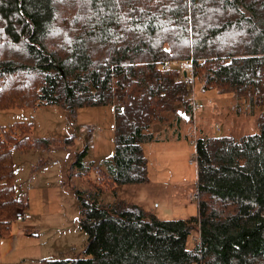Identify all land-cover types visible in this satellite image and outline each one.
Here are the masks:
<instances>
[{
	"label": "trees",
	"instance_id": "obj_1",
	"mask_svg": "<svg viewBox=\"0 0 264 264\" xmlns=\"http://www.w3.org/2000/svg\"><path fill=\"white\" fill-rule=\"evenodd\" d=\"M175 59H192L203 91L232 93L262 111L255 133L200 131L198 211L166 219L101 195L147 182L142 143L169 129L180 134L176 121L192 120L187 84L158 67ZM43 105L70 116L114 106L115 153L110 170L98 168V181L76 189L83 250L42 264H264V0H0V108ZM25 125L0 128L2 232L23 209L12 147L74 142L34 139Z\"/></svg>",
	"mask_w": 264,
	"mask_h": 264
},
{
	"label": "rangeland",
	"instance_id": "obj_2",
	"mask_svg": "<svg viewBox=\"0 0 264 264\" xmlns=\"http://www.w3.org/2000/svg\"><path fill=\"white\" fill-rule=\"evenodd\" d=\"M191 60H168L165 68L176 70L177 76L188 72L190 77ZM188 88L191 103L195 99L203 104L197 112V122L192 117L190 122L183 121L180 134L169 129L144 141L148 181L116 185L115 189L105 190L101 195L103 201L121 197L166 219L193 215L198 211L194 143L200 131L241 136L259 130L261 105L232 93H219L216 88L203 91L196 78L189 81ZM17 122L26 124L34 139L73 137L74 142L69 146L12 147L15 196L32 218L24 221L14 218L7 232L0 231V264H42L43 259L51 257L76 256L88 238L78 227L76 189H87L98 181V168L111 169L115 153V108L112 105L82 107L76 116H70L62 105L0 108V128ZM91 127L96 128L94 137L88 133ZM161 128L159 123L154 124V132H160ZM78 159L81 164L76 163ZM48 218L55 222L49 223ZM196 236L197 233L193 238Z\"/></svg>",
	"mask_w": 264,
	"mask_h": 264
},
{
	"label": "built area",
	"instance_id": "obj_3",
	"mask_svg": "<svg viewBox=\"0 0 264 264\" xmlns=\"http://www.w3.org/2000/svg\"><path fill=\"white\" fill-rule=\"evenodd\" d=\"M229 62H231V61L229 60ZM165 66H168V62H166L165 64L161 63V64L158 65L159 69H161V70H163L165 68ZM192 70H193V68H192ZM192 75L190 77H188L187 72H185V73L183 72L181 75L177 76L176 80L179 81V82L186 83L187 86H188L189 85V81L194 79V76H192ZM201 108H203V104L200 103V101L194 99L193 102H192V117H193L195 122H197L196 121L197 120V117H196L197 116V112ZM216 127H219V126L217 125ZM88 131H89L88 133H90V135H92L93 137L96 135V128L91 127V128H89ZM31 218H32V215L30 213H28L27 211L23 210V209L19 210L16 213V219H18L19 221H24V220L31 219Z\"/></svg>",
	"mask_w": 264,
	"mask_h": 264
},
{
	"label": "crops",
	"instance_id": "obj_4",
	"mask_svg": "<svg viewBox=\"0 0 264 264\" xmlns=\"http://www.w3.org/2000/svg\"><path fill=\"white\" fill-rule=\"evenodd\" d=\"M187 119H188V117H187ZM176 122H177V123H176L177 125L179 124V127H181V125H183V123H185V122H183V121H182V123H181L180 120H177ZM161 129H162V128H161ZM161 129H158V131H160ZM48 219H49V220H48L49 223H51V222H55V221H51L50 218H48ZM31 223H33L34 226L37 225V223H35L34 221H31ZM78 227L80 228L79 224H78ZM80 229H81V228H80ZM27 230H30V229L27 228ZM81 230H82V229H81ZM82 231H84V230H82Z\"/></svg>",
	"mask_w": 264,
	"mask_h": 264
},
{
	"label": "bare ground",
	"instance_id": "obj_5",
	"mask_svg": "<svg viewBox=\"0 0 264 264\" xmlns=\"http://www.w3.org/2000/svg\"><path fill=\"white\" fill-rule=\"evenodd\" d=\"M189 119H190V116H189ZM22 210V209H21ZM24 210V209H23Z\"/></svg>",
	"mask_w": 264,
	"mask_h": 264
},
{
	"label": "water",
	"instance_id": "obj_6",
	"mask_svg": "<svg viewBox=\"0 0 264 264\" xmlns=\"http://www.w3.org/2000/svg\"><path fill=\"white\" fill-rule=\"evenodd\" d=\"M188 119H189V116H188Z\"/></svg>",
	"mask_w": 264,
	"mask_h": 264
}]
</instances>
